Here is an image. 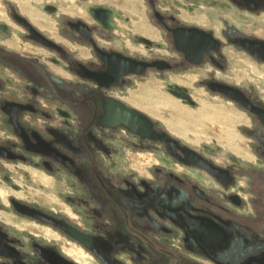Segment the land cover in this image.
Segmentation results:
<instances>
[{"label":"flooded vegetation","instance_id":"obj_1","mask_svg":"<svg viewBox=\"0 0 264 264\" xmlns=\"http://www.w3.org/2000/svg\"><path fill=\"white\" fill-rule=\"evenodd\" d=\"M141 1L149 24L135 39L131 0L41 9L30 0L36 17L7 0L0 182L17 192L15 174H46L57 202L15 194L6 202L0 185V264H264V0ZM200 4L254 19L258 31L222 16L214 25L199 15ZM177 39L199 51L189 59ZM231 50L256 62L258 82L232 78ZM131 59L156 66L134 75ZM151 71L178 78L167 89L177 85L195 103L184 104L197 108L195 94L204 93L242 112L244 155L192 148L154 120L147 135L133 132L124 109H131V77ZM146 154L157 162L131 163V155Z\"/></svg>","mask_w":264,"mask_h":264},{"label":"rangeland","instance_id":"obj_2","mask_svg":"<svg viewBox=\"0 0 264 264\" xmlns=\"http://www.w3.org/2000/svg\"><path fill=\"white\" fill-rule=\"evenodd\" d=\"M22 6V2L19 0H15ZM38 6H44L49 2H56L59 4H63L66 0H33ZM7 0H0V22L1 21H10L9 15L7 13ZM145 4L141 0H133L131 2V37L135 36V39L140 36L139 27L142 24H149L148 19L146 17ZM199 15H206L209 14L210 21L213 22L214 25H220L219 21L222 17H229L237 24H239L242 28L246 31L256 32L258 28H256L257 24L255 23L254 19L244 18L238 16L237 13L234 11L229 10H220L216 7L212 6H205L204 4H200L198 8ZM143 32L156 40H159V35L149 31L148 29H142ZM131 45L133 47H142V46H135L134 42L131 41ZM153 54L158 55L159 52L157 50H161L159 47L153 48ZM165 52V51H164ZM166 53V52H165ZM231 66H230V75L232 78H237V81L240 80H252L253 82H258L259 75L261 73V68L259 69L256 62L248 55H243L240 52H236L235 50H231ZM173 75H169L168 78H161L158 74L154 71H151L147 75L143 77H131V97L128 99L131 103V108H134L141 113L149 116L152 120L156 121L157 123L161 124V126L166 129L170 134L174 137L178 138L184 144L200 149L204 145L214 146L220 149L219 156L226 157L231 154L237 155H244V151L248 150V138L243 136L241 132V128L244 124L248 123L245 120V116L242 112L238 111L235 106L231 103H228L226 100L212 97L209 94H195L198 101H200V105L197 108H193L187 104H184L180 99L173 96L167 89L168 84H173L177 81ZM191 82L195 81L197 77L190 76ZM178 82V81H177ZM146 84H156L159 92L162 95H165L173 100L178 101L183 107L188 108L192 112H194L197 116L199 115L200 110L202 109L201 102H205L210 106L221 108L227 111L229 114L236 117V122L233 126V131L235 132V136L230 138L227 136L226 132L223 131L220 127L224 125H219L217 123H208L209 130H207V134L202 133H194L193 131L189 133H180L177 132L176 129L169 123L174 117L178 115V113L172 114L169 110L156 105H146V106H138L133 102L135 96L141 91L142 86ZM155 114H154V113ZM157 114V115H156ZM176 115V116H175ZM223 121V118H220ZM196 130V129H192ZM131 163L135 165L137 168L142 167L143 165H148L153 162H157V159L154 155H139V156H132ZM15 179L19 184L22 186L21 191L15 192L13 188L6 186L2 182L0 185L3 189L2 197L7 202V199L10 195L15 194L22 198H27L28 200H40L42 199L45 204H53V202H57V193L55 191V183L52 179H50L46 174H15ZM17 218H14V220ZM27 223V222H25ZM20 224V223H19ZM29 224V223H27ZM33 228L38 230V233L41 228L37 227L36 224H32ZM34 229H30L33 231ZM43 233L49 235L50 237H54V233L50 228L43 229Z\"/></svg>","mask_w":264,"mask_h":264},{"label":"bare ground","instance_id":"obj_3","mask_svg":"<svg viewBox=\"0 0 264 264\" xmlns=\"http://www.w3.org/2000/svg\"><path fill=\"white\" fill-rule=\"evenodd\" d=\"M19 1L22 2L24 11L34 12L29 7L30 0ZM131 2H133V0H131ZM32 16L36 17L34 13ZM133 102L138 106L155 104L156 107L161 106L169 110L172 114L178 113L177 116L175 115L176 118L174 117L169 121L177 132L189 133L193 131L194 133L207 134V130H209L208 123H217L220 126L224 125L220 128L226 132L228 137L232 138L235 136V132L233 131V126L236 122L235 116L221 108L210 106L205 102H201L202 109L199 112L200 116H197L188 108L183 107L178 101L162 95L156 84H146L142 86L141 91L135 96ZM220 118H223V121H221Z\"/></svg>","mask_w":264,"mask_h":264},{"label":"water","instance_id":"obj_4","mask_svg":"<svg viewBox=\"0 0 264 264\" xmlns=\"http://www.w3.org/2000/svg\"><path fill=\"white\" fill-rule=\"evenodd\" d=\"M147 42H149V41H147ZM176 45H177L178 49L187 53V55L189 56L188 57L189 59H190V57H192L194 54H196L199 51V46L196 43H191L190 45H187V44L185 45L179 39H177ZM244 46L253 54L257 53V51H258L257 48H255L254 46L246 45V43L244 44ZM149 66H156V64L149 65L147 63H140V62H137V61L131 59V74L142 76ZM182 90L183 89L179 88L177 85H173V86H171V90H169V92L173 96L177 97L178 99H183L184 101H187L188 104L194 106L195 103L193 102V100L191 99V97L189 95H187L186 93H179ZM124 109L126 112H129L131 114V130L135 133L141 134L142 136L147 135V134L143 133V131H144V129H152L153 120L149 116H147V115H145V114H143V113H141V112H139L133 108L127 109L124 107ZM139 124L142 125L141 129L138 126Z\"/></svg>","mask_w":264,"mask_h":264}]
</instances>
